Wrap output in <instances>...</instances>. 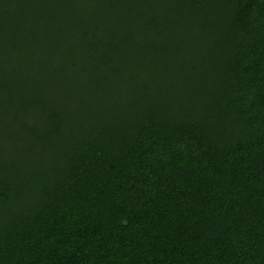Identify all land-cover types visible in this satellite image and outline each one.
<instances>
[{
  "label": "trees",
  "instance_id": "obj_1",
  "mask_svg": "<svg viewBox=\"0 0 264 264\" xmlns=\"http://www.w3.org/2000/svg\"><path fill=\"white\" fill-rule=\"evenodd\" d=\"M0 264H264V0H0Z\"/></svg>",
  "mask_w": 264,
  "mask_h": 264
}]
</instances>
